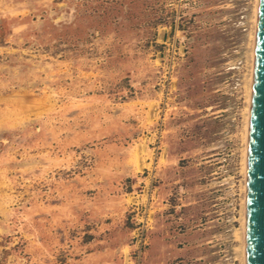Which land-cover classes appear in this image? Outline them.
I'll use <instances>...</instances> for the list:
<instances>
[{"label":"rangeland","instance_id":"obj_1","mask_svg":"<svg viewBox=\"0 0 264 264\" xmlns=\"http://www.w3.org/2000/svg\"><path fill=\"white\" fill-rule=\"evenodd\" d=\"M258 0H0V264H244Z\"/></svg>","mask_w":264,"mask_h":264},{"label":"water","instance_id":"obj_2","mask_svg":"<svg viewBox=\"0 0 264 264\" xmlns=\"http://www.w3.org/2000/svg\"><path fill=\"white\" fill-rule=\"evenodd\" d=\"M249 130L246 264H264V0H259Z\"/></svg>","mask_w":264,"mask_h":264},{"label":"bare ground","instance_id":"obj_3","mask_svg":"<svg viewBox=\"0 0 264 264\" xmlns=\"http://www.w3.org/2000/svg\"><path fill=\"white\" fill-rule=\"evenodd\" d=\"M259 4V0H258ZM257 4V9H256V28L258 24V11H259V6ZM254 53H255V46H256V38H257V30L254 33ZM253 54V70H252V78H251V86L249 88V108H248V118H247V129H246V144L247 148H249V130H250V116H251V105H252V93H253V80H254V70H255V54ZM246 149L245 152V175H246V183H247V173H248V149ZM245 191L247 194V185H245ZM247 196V195H246ZM245 196V216H244V264H246V230H247V197Z\"/></svg>","mask_w":264,"mask_h":264}]
</instances>
